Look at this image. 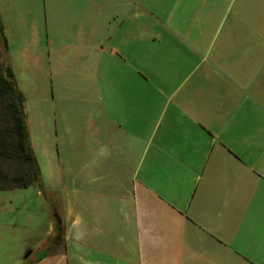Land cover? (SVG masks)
Returning <instances> with one entry per match:
<instances>
[{"label": "crops", "instance_id": "0c3cea01", "mask_svg": "<svg viewBox=\"0 0 264 264\" xmlns=\"http://www.w3.org/2000/svg\"><path fill=\"white\" fill-rule=\"evenodd\" d=\"M23 4L22 53L90 68L91 165L0 264H264V0H0L5 38Z\"/></svg>", "mask_w": 264, "mask_h": 264}, {"label": "rangeland", "instance_id": "374dc122", "mask_svg": "<svg viewBox=\"0 0 264 264\" xmlns=\"http://www.w3.org/2000/svg\"><path fill=\"white\" fill-rule=\"evenodd\" d=\"M55 7V16L64 14ZM19 10L25 24L30 26L32 23L36 29L26 30L19 38L14 30L12 11H7L9 32L6 38L1 34V40L8 47L0 51V60L12 69L25 97L26 122L39 167V179L27 188L0 191V224H48L50 221L55 224L54 215L59 213L58 207L53 210V205L63 198L75 202L74 173L80 167L76 164H84L87 168L91 165V142L87 139L92 118L91 71L82 64L80 67L76 64L60 65L59 53L54 52L56 48L51 55L57 59H52V63L43 62V59L33 63L32 54L22 53L23 42L32 43L33 32L40 35L43 23L40 28L39 22L34 20L38 16L34 4H23ZM71 13L73 10L69 9ZM32 20L34 22H29ZM60 23L59 18L52 20L50 17L46 23L47 33L64 27ZM56 46L54 44L51 48ZM84 201L88 206L97 205L96 198L90 195ZM106 203L102 200L104 208ZM88 220L95 224L91 218Z\"/></svg>", "mask_w": 264, "mask_h": 264}, {"label": "trees", "instance_id": "16d2710c", "mask_svg": "<svg viewBox=\"0 0 264 264\" xmlns=\"http://www.w3.org/2000/svg\"><path fill=\"white\" fill-rule=\"evenodd\" d=\"M0 33L3 35L1 20ZM38 179L39 167L26 122L25 97L12 69L0 60V191L27 188ZM54 216L58 226L60 218Z\"/></svg>", "mask_w": 264, "mask_h": 264}]
</instances>
